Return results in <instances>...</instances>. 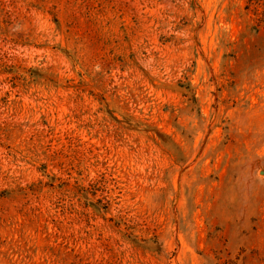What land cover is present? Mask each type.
Returning a JSON list of instances; mask_svg holds the SVG:
<instances>
[{
	"label": "rangeland",
	"instance_id": "rangeland-1",
	"mask_svg": "<svg viewBox=\"0 0 264 264\" xmlns=\"http://www.w3.org/2000/svg\"><path fill=\"white\" fill-rule=\"evenodd\" d=\"M0 264H264V0H0Z\"/></svg>",
	"mask_w": 264,
	"mask_h": 264
}]
</instances>
